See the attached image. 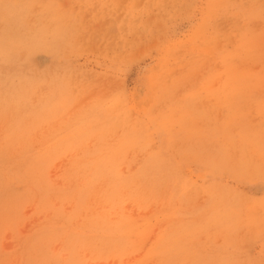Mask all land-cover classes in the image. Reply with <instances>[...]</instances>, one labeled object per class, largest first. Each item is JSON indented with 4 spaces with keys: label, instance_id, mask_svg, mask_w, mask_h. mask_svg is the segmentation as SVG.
I'll use <instances>...</instances> for the list:
<instances>
[{
    "label": "rangeland",
    "instance_id": "1",
    "mask_svg": "<svg viewBox=\"0 0 264 264\" xmlns=\"http://www.w3.org/2000/svg\"><path fill=\"white\" fill-rule=\"evenodd\" d=\"M0 264H264V0H0Z\"/></svg>",
    "mask_w": 264,
    "mask_h": 264
},
{
    "label": "bare ground",
    "instance_id": "2",
    "mask_svg": "<svg viewBox=\"0 0 264 264\" xmlns=\"http://www.w3.org/2000/svg\"><path fill=\"white\" fill-rule=\"evenodd\" d=\"M172 1V0H171ZM167 8V7H166ZM252 8V7H251ZM150 24V23H149ZM121 105V104H120ZM105 198V197H104ZM94 220V219H93Z\"/></svg>",
    "mask_w": 264,
    "mask_h": 264
}]
</instances>
